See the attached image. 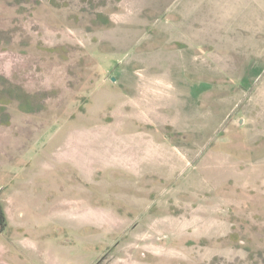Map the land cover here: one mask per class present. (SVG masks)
I'll list each match as a JSON object with an SVG mask.
<instances>
[{"label":"rangeland","instance_id":"obj_1","mask_svg":"<svg viewBox=\"0 0 264 264\" xmlns=\"http://www.w3.org/2000/svg\"><path fill=\"white\" fill-rule=\"evenodd\" d=\"M0 264H264V0H0Z\"/></svg>","mask_w":264,"mask_h":264},{"label":"trees","instance_id":"obj_2","mask_svg":"<svg viewBox=\"0 0 264 264\" xmlns=\"http://www.w3.org/2000/svg\"><path fill=\"white\" fill-rule=\"evenodd\" d=\"M5 226V214L3 208L0 205V229L2 230Z\"/></svg>","mask_w":264,"mask_h":264}]
</instances>
